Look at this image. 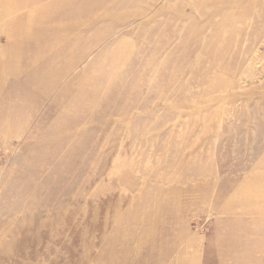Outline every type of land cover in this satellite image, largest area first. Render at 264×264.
<instances>
[{
  "label": "rangeland",
  "instance_id": "1",
  "mask_svg": "<svg viewBox=\"0 0 264 264\" xmlns=\"http://www.w3.org/2000/svg\"><path fill=\"white\" fill-rule=\"evenodd\" d=\"M75 1L0 35V264H264V0Z\"/></svg>",
  "mask_w": 264,
  "mask_h": 264
},
{
  "label": "bare ground",
  "instance_id": "2",
  "mask_svg": "<svg viewBox=\"0 0 264 264\" xmlns=\"http://www.w3.org/2000/svg\"><path fill=\"white\" fill-rule=\"evenodd\" d=\"M6 1L7 0H0V21H2L3 26H5V27L0 26V35L1 34H6V33L8 34L11 31V29H9L7 31L6 30V26L7 25H10L12 19L15 22L17 21L16 24H18L20 22L19 25L15 26L16 25L15 24V25H13V27H11L13 29V31L16 32L18 30L17 31V34H19V35H25V34H27L28 28L36 20V18H35L36 16L35 15L39 16L41 19H43L45 21V19H47L46 18L47 17V13L50 12L51 11V8H53V7L56 10H60V9H62L64 7H68L69 6V9L68 10H65L66 11L65 14L68 16V19H70V20L65 21V23L63 21H61V20L60 21H57L55 28H57L58 30H62L64 28L65 24H67V23L72 24L73 29L74 28L79 29L80 27H83L84 29H86V28H89L90 29V28H92L95 25L94 23H87L85 21H82V19L79 18L80 12L78 10H77V12H75V11L73 12L72 10H70V8H72V5H73L72 2H75L76 5L79 4L78 1H75V0H53V2L51 3V5L49 4V6H47V7L41 4L42 2H44L46 0H21L20 1V6L17 5V4H16V6H14V5L11 6V5L7 4ZM106 1H107V4H108L107 6H110V7H121V6L126 5L125 3L123 5H117L116 3L112 2V0H106ZM133 1L134 0H127L126 2H127V4H129V3H132ZM138 1L139 0H136V2H138ZM104 3H105L104 0L95 1L92 4V6H90V8H89V11L90 12L89 13L94 12L95 9H97L98 7H100L101 5H103ZM1 4H4V5L7 4V5H5V7H2ZM24 20H26L27 23H25L24 25H21L24 22ZM94 21L97 22L98 20L95 19ZM86 24L87 25L90 24V26L87 27ZM111 62L112 63H115V64L118 63L116 61V57L115 56L112 58ZM126 66L123 67L124 70L126 69ZM71 67H73V65H70V67H68V68H66V70H64L63 76H51V77H47L46 75H44V76L43 75L37 76V77L34 78V80L31 81V82H34L32 85L35 86V87L40 86V89H42L44 91H46V90L51 91L52 89H50L49 87L52 84H55V85L58 86L59 83H61V81H62L60 79H63V78L65 79L66 75L69 74L71 71H73V68H71ZM128 67H129V65H128ZM56 68H54V69L58 71V69H56ZM44 83H48V84H50V86L49 87L41 86ZM124 84H125L124 81H114V83H113L114 86H122ZM84 85L85 84L83 82H78L77 86H74V87L76 88V91H79V90H82V88H84ZM0 118H8V116H6V115H3L2 116L1 115ZM260 166L262 167L261 173L264 174V166H262L261 164H256L252 169L258 167L259 172H260V170H261V167ZM226 191H227V188L226 187L220 188L219 195L220 196L225 195L226 194ZM246 195L249 198L251 196H253L252 197L253 201L258 202V203L261 202V203L264 204V187L263 188L261 187L260 189H256V187L255 188L254 187H251V190L249 189L247 191V193H243L237 200L238 201L241 200L242 202L243 201L244 202H247V198L245 197ZM250 200H251V198H250ZM249 203H244V205H248ZM231 212L232 211L227 210L226 218H231L230 216L233 215V213H231ZM263 218H264V209L262 211L260 210V211H257L255 213V219L257 221H262ZM244 231H245V229H244L243 225H241V224H237V225H235V227L232 226L230 228V233H237V232L238 233H243ZM261 233H262V235L264 237V230H262ZM239 245H241V244H239ZM246 252H249V250L246 251ZM234 253H236V252H234ZM226 257L230 258V256H227V255H226Z\"/></svg>",
  "mask_w": 264,
  "mask_h": 264
}]
</instances>
